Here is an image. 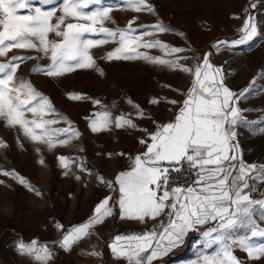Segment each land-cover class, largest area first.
<instances>
[{"label": "snow or ice", "instance_id": "obj_1", "mask_svg": "<svg viewBox=\"0 0 264 264\" xmlns=\"http://www.w3.org/2000/svg\"><path fill=\"white\" fill-rule=\"evenodd\" d=\"M39 3L53 5L56 0H39ZM100 3L101 0H62L59 8L45 10L34 7L33 0H0V57H7L13 49L40 54L14 55L0 62V127L17 133L16 141L21 149L23 141H27L36 153L42 151L37 145L52 152L81 136L71 126L72 122L58 113L47 95L30 81L17 78L23 61L46 58L49 63H37L31 71L57 80L78 70H92L103 77L105 72L92 50L111 42L117 46L100 59L141 61L163 71L180 72L191 78L190 86L181 91L169 84L162 85L175 91L181 100L167 96L149 99L153 106H175L174 119L164 123L146 116L144 109L127 97L126 103L133 111L114 117L115 103L109 107L85 93H66L70 101H90L99 106L86 117L92 133L107 132L113 126L143 132L146 136L138 138V143L145 150L134 156L116 154L127 155L128 169L120 171L113 180L97 174L98 186L107 187L109 194L94 205L86 222L66 231L56 222L55 228L63 235L54 243L69 251L88 236L94 226L102 225L108 218L140 224L158 221L144 231L115 235L108 245L113 257L126 264H154L183 246L188 234L195 232L198 236L193 247L201 250L197 252L198 258L189 264H264V162L244 159L238 131L251 128L253 122L247 119L246 113L255 109L242 108L241 104L264 94V83H261L264 69L244 87L233 90L227 84L228 62L215 65L211 60L222 50L248 45L262 37V21L251 10L257 9L264 0H250L243 9L245 15L234 17L241 20L236 30L238 38L216 41L212 50L202 57L181 55L190 49L172 46L159 38H144L173 32L163 22L153 23L140 34L137 29L144 25L137 24L135 16L124 27H106V22L115 23L110 15L111 6L87 10ZM124 3L133 13L156 15L149 0H124ZM50 34L54 38L50 39ZM100 34L103 38H91ZM174 34L184 36L182 32ZM154 49L161 55L146 51ZM189 60L191 65L186 63ZM133 117L151 120L154 130L140 127ZM62 121L68 127H55ZM251 133L264 135V126L251 128ZM6 147L5 141L0 139V149ZM107 156L112 158L113 154ZM57 160L62 175L69 176L76 160L67 155H59ZM38 163L43 166L45 160L41 157ZM79 168L88 171L83 163ZM0 177H10L37 197L42 195L16 171L0 168ZM75 179L79 181L81 176L75 175ZM4 182L0 179V185ZM68 195L71 198V193ZM161 216L165 219H159ZM17 248L39 264H48L53 258L49 246L38 244L35 239L29 243L20 241ZM239 252L245 254L243 258L237 255ZM90 254L101 255L95 251Z\"/></svg>", "mask_w": 264, "mask_h": 264}, {"label": "rangeland", "instance_id": "obj_2", "mask_svg": "<svg viewBox=\"0 0 264 264\" xmlns=\"http://www.w3.org/2000/svg\"><path fill=\"white\" fill-rule=\"evenodd\" d=\"M61 2L62 0H56L53 5H43L39 0H33L34 7L38 6L45 10L59 8ZM149 2L155 7L156 15L147 12L133 13L127 9L124 0H101L99 5H91L87 10L111 6L113 11L110 15L115 23L106 22L105 26L109 28L124 27L129 19L138 17L136 23L144 27L138 28L137 34L148 30L149 26L157 21L163 22L173 29V32L144 38H159L172 46L190 49L181 55L202 57L205 52L212 50V42L238 38L236 30L241 26V20L234 17L244 16L243 9L250 4V0H149ZM251 11L262 21L260 25L262 37L256 38L248 45L222 50L211 57L215 65L228 62L227 84L233 90L244 87L261 69H264V3L258 4L257 9ZM59 14L57 12V15ZM175 32H182L184 36H176ZM52 38L54 37L50 34V39ZM91 38L100 39L103 38V34ZM116 46L110 42L92 50L105 72L103 77L92 70H78L57 80L31 71L37 63H49L46 58L21 62L17 78L30 81L38 91L47 95L58 113L67 117L72 122L71 126L77 129L81 136L65 146H58L52 152L45 150L42 145H37L42 151L36 153L33 145L27 141H23L24 147L21 149L16 141L17 133L0 127V139L7 144L6 148L0 149V168L18 172L33 188L42 193L37 197L34 192L27 191L10 177H0L5 181L0 185V264H39L33 257L21 254L17 248L20 241L29 243L32 239L37 240L38 244H47L52 250L53 258L48 264H126V261L113 257L108 246L110 241L115 235L144 231L158 223L148 221L147 224H140L108 218L102 225L94 226L89 235L74 244L69 251L60 249L54 243L63 235L62 231L55 228L56 222L63 225L64 231L73 225L86 222L94 205L100 198L109 194L107 187L98 186L97 174L113 180L120 171L127 170L129 167L127 155L121 157L116 154L123 152L134 156L137 153L138 138L146 136L143 132L116 129L114 126L107 132L92 133L87 127L86 117L97 111L99 106L93 105L90 101H70L66 93L72 91L85 93L109 107L115 103L116 108L112 109L114 117L122 112L133 111L126 103L127 97L140 105L146 116L164 123L173 116L175 106L165 104L153 106L149 99L154 96H167L181 100L182 97L175 91L163 88L162 85L169 84L173 89L181 91L190 86L191 78L180 72L163 71L141 61L109 62L100 59V56ZM146 51L152 55H161L159 50ZM14 55L40 54L30 50L13 49L7 57H0V62H6ZM186 63L191 65L192 61ZM261 83H264V80ZM261 106H264V94L241 104L242 108L255 109L246 113L247 119L253 122L251 128L259 129L264 126V107ZM168 107H172L173 110L168 111ZM133 118L140 127L154 130L151 120ZM55 127L64 128L68 125L62 121ZM251 128L238 130L243 157L247 162H264V135L252 134ZM108 153H112L113 157L109 158ZM59 155H67L76 160L71 166L72 173L67 177L62 175L63 170L59 167L57 160ZM41 157L45 160L43 166L38 163ZM81 163L88 171L79 168ZM75 175H80L81 179L77 181ZM7 202L14 206L11 215L3 211ZM211 226L213 225L207 227ZM197 236V233H193L185 240L183 246L157 259L154 264H189L190 261L196 260L197 252L201 250L193 247V241ZM93 251L101 255L98 257L91 255ZM237 255L243 258L245 254L239 252Z\"/></svg>", "mask_w": 264, "mask_h": 264}, {"label": "crops", "instance_id": "obj_3", "mask_svg": "<svg viewBox=\"0 0 264 264\" xmlns=\"http://www.w3.org/2000/svg\"><path fill=\"white\" fill-rule=\"evenodd\" d=\"M175 111H176V110H175ZM174 114H175V112L173 113V116H172L170 119H168V121H171V120L174 119ZM144 137H145V136H144ZM144 150H145L144 146H142V145H140V144L137 145V149H136L137 153H141V152H143ZM137 153H136V154H137ZM159 219L162 220V217H160ZM163 219H165V217H164ZM201 230H202V229H201ZM193 233H195V232H190V233L188 234V236L185 238V240H186L190 235H192ZM176 250H177V248L174 249L173 251H176ZM173 251H172V252H173Z\"/></svg>", "mask_w": 264, "mask_h": 264}, {"label": "clouds", "instance_id": "obj_4", "mask_svg": "<svg viewBox=\"0 0 264 264\" xmlns=\"http://www.w3.org/2000/svg\"><path fill=\"white\" fill-rule=\"evenodd\" d=\"M13 207L14 206L10 202H7L4 205L3 211L5 212V214L11 215V213L13 212Z\"/></svg>", "mask_w": 264, "mask_h": 264}, {"label": "water", "instance_id": "obj_5", "mask_svg": "<svg viewBox=\"0 0 264 264\" xmlns=\"http://www.w3.org/2000/svg\"><path fill=\"white\" fill-rule=\"evenodd\" d=\"M216 41H217V40H216ZM216 41L212 42V43H211V46H212L213 44H215V43H216Z\"/></svg>", "mask_w": 264, "mask_h": 264}]
</instances>
